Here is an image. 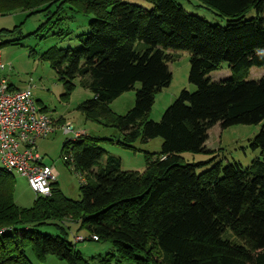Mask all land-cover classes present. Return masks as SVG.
<instances>
[{"label":"trees","instance_id":"trees-1","mask_svg":"<svg viewBox=\"0 0 264 264\" xmlns=\"http://www.w3.org/2000/svg\"><path fill=\"white\" fill-rule=\"evenodd\" d=\"M145 1L150 8L121 0H0L1 14L66 4L91 14L81 46L43 54L63 95L81 77L93 95L79 107L86 119H104L129 140L162 139L159 154L148 157L141 172L122 170L120 159L90 135L66 140L64 159L84 177L78 201L64 197L55 182L49 196L21 207L13 198V174L1 168L0 264H33L29 251L38 261L53 255L86 264L65 236L66 220L88 231L85 240L96 235L110 242L102 263L264 264V74L235 77L264 68V0H201L226 18L224 26L187 13L176 0ZM251 10L255 15L246 17ZM176 50L191 53L188 81L196 90L182 89L155 122L147 116L154 94L171 82L168 63ZM223 62L231 76L212 81L209 73ZM137 82L132 108L113 113L109 104ZM216 124H261L251 141L259 156L247 167L214 163L201 171L207 161L186 162L182 152H210L205 143ZM46 224L62 235L37 230Z\"/></svg>","mask_w":264,"mask_h":264},{"label":"rangeland","instance_id":"rangeland-1","mask_svg":"<svg viewBox=\"0 0 264 264\" xmlns=\"http://www.w3.org/2000/svg\"><path fill=\"white\" fill-rule=\"evenodd\" d=\"M150 8L151 4L145 0H121ZM187 13L195 14L212 24L224 26L226 18L219 15L213 8L208 7L201 0H176ZM42 9V8H41ZM253 10L246 17L254 16ZM91 14L78 13L69 4L62 7L50 6L47 10L28 12L22 9L0 13V44L2 59L10 63L11 68L4 71V76L14 87L31 86L34 99L39 107H45V112L53 119L63 118L70 122L75 130L84 129L87 135L99 139V146L121 161V169L125 171L141 172L146 166L148 157L154 158L161 149L162 139L156 137L146 142L140 138L129 140L115 127L107 125L104 119H86L80 110L81 104L93 98L89 89L81 83V77L73 80L72 92L64 96V90L58 76L43 54L50 48H77L81 46L80 36L89 30L88 22ZM9 41H16L7 43ZM176 58L168 63L171 72V82L154 94L153 104L147 118L159 122L164 110L178 97L182 89L194 92L196 86L189 83L191 53L187 50H176ZM231 70L226 62L219 69L209 73V78L219 82L231 76ZM264 74V68L251 67L235 75L236 78L257 80ZM140 83L122 93L110 104V110L119 115L125 114L134 105L135 92ZM57 123V122H56ZM65 122L61 123L62 125ZM60 126L57 124V127ZM261 124H237L221 128L214 125L208 131L206 145L210 152H182L186 162H206L201 170H205L214 163L226 165L239 163L247 167L253 159L259 156V151L253 149L251 141L260 131ZM72 134L64 133L59 127L46 138L37 140V147L44 155V162L53 165L58 173L57 186L62 195L74 201L81 199L80 185L84 177L77 173L71 163L67 164L61 151L62 144L71 139ZM120 142V143H118ZM126 144V146H124ZM3 168L0 160V169ZM13 198L17 205L30 208L36 195L29 188L27 180L13 174ZM66 238L73 240L75 235L87 237L88 231L80 228L78 223L66 220ZM51 236L62 235L53 224L41 225L37 229ZM230 236V235H229ZM231 237V236H230ZM75 249L87 261L86 264H136L134 261L117 262L112 259L108 263L99 260L111 252L112 246L108 241L83 240L75 243ZM33 264H68L65 260L53 255H47L43 261H38L29 251Z\"/></svg>","mask_w":264,"mask_h":264},{"label":"built area","instance_id":"built-area-1","mask_svg":"<svg viewBox=\"0 0 264 264\" xmlns=\"http://www.w3.org/2000/svg\"><path fill=\"white\" fill-rule=\"evenodd\" d=\"M9 68L11 64L3 61L0 48V160L5 171L24 177L36 196H49L58 173L44 162L37 140L52 134L57 123L37 105L30 85L20 90L11 87L3 74ZM60 128L72 134L67 141L87 136L84 129L75 130L70 122ZM91 238L98 240L96 235ZM83 240L82 235L73 237L75 243Z\"/></svg>","mask_w":264,"mask_h":264},{"label":"crops","instance_id":"crops-1","mask_svg":"<svg viewBox=\"0 0 264 264\" xmlns=\"http://www.w3.org/2000/svg\"><path fill=\"white\" fill-rule=\"evenodd\" d=\"M11 85V84H10ZM11 87L13 88V89H17V90H20V89H23V88H25V87H14L13 85H11ZM40 108H42V107H40ZM56 122H57V124H59L60 126L62 125L61 123H63V122H67V121H65L63 118H58V119H54ZM60 126H58L57 128H59ZM56 128V129H57ZM205 147H206V149H208V150H210L211 151V149H209L208 147H207V145H206V143H205Z\"/></svg>","mask_w":264,"mask_h":264}]
</instances>
